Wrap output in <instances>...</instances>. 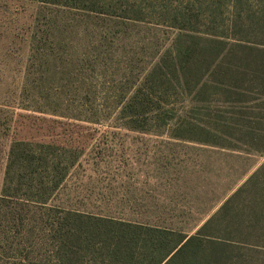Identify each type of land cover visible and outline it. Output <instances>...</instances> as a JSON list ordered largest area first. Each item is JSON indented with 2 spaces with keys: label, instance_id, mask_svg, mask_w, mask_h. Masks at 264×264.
<instances>
[{
  "label": "rangeland",
  "instance_id": "374dc122",
  "mask_svg": "<svg viewBox=\"0 0 264 264\" xmlns=\"http://www.w3.org/2000/svg\"><path fill=\"white\" fill-rule=\"evenodd\" d=\"M260 3L0 0V264H142L101 248L117 224L191 236L264 176Z\"/></svg>",
  "mask_w": 264,
  "mask_h": 264
},
{
  "label": "trees",
  "instance_id": "16d2710c",
  "mask_svg": "<svg viewBox=\"0 0 264 264\" xmlns=\"http://www.w3.org/2000/svg\"><path fill=\"white\" fill-rule=\"evenodd\" d=\"M43 2L48 0H41ZM53 4H57L60 0H51ZM56 2V3H55ZM259 8L257 14V39H259L260 48V63L257 65V70L262 71L260 81L261 87H264V3ZM133 98H137L135 95ZM142 105V103H140ZM126 107V106H125ZM257 151H264V129L257 133ZM261 145V146H260ZM260 147V148H259ZM264 170L261 168L257 172ZM260 176V177H259ZM258 173L252 175L246 183L238 189L231 197H229L219 208V210L209 217L202 226L194 233L188 236L182 232L172 231L168 228H160L145 225H130L117 224L116 230L122 234L115 237L116 243L113 245H105L102 242L100 245L102 249L107 252L121 257H132L137 251L147 258L142 264H227L224 258L225 252L231 248V242H237L243 246H257L264 242V176ZM257 177V203L251 209H257L252 215L243 217L241 210L242 205L250 204L249 200L241 201L242 194L250 190L252 180ZM235 207L238 212L229 216L230 208ZM245 209L249 206H244ZM254 214V215H253ZM254 216V217H253ZM253 222V223H252ZM252 224V225H251ZM246 226L262 231L257 234L252 232H239L233 229L246 228ZM248 227V228H249ZM147 233L146 236L152 239L146 243V249L138 246L137 240L133 239V235L125 237L124 233L139 231ZM158 238L157 241L153 239ZM207 252V253H205ZM136 264H141L136 262Z\"/></svg>",
  "mask_w": 264,
  "mask_h": 264
}]
</instances>
